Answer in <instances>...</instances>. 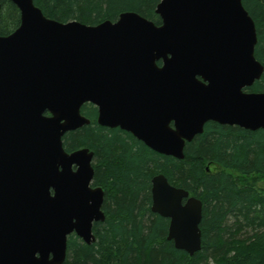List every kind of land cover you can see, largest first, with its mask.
I'll return each instance as SVG.
<instances>
[{"label": "water", "instance_id": "obj_1", "mask_svg": "<svg viewBox=\"0 0 264 264\" xmlns=\"http://www.w3.org/2000/svg\"><path fill=\"white\" fill-rule=\"evenodd\" d=\"M9 2L20 24L0 36V264H63L69 236L95 242L105 214L104 191L91 187L93 152L63 147L89 124L84 105L99 126L177 160L208 122L264 129V92H246L264 68L241 0H161L160 25L124 12L95 26ZM150 193L151 212L169 221L167 240L193 256L202 203L163 175Z\"/></svg>", "mask_w": 264, "mask_h": 264}, {"label": "trees", "instance_id": "obj_2", "mask_svg": "<svg viewBox=\"0 0 264 264\" xmlns=\"http://www.w3.org/2000/svg\"><path fill=\"white\" fill-rule=\"evenodd\" d=\"M52 20L95 26L134 12L160 25L161 0H32ZM257 36L255 59L264 68V0H241ZM0 36L20 24L17 8L0 0ZM159 65V63H158ZM249 93L264 92V70ZM85 125L63 138L67 153L93 152L92 187L104 191L103 223L93 227L95 242L67 240L63 264H264V129L247 131L208 122L177 160L147 148L118 128L96 123L97 109L86 104ZM163 175L202 203L201 248L193 256L167 241L169 221L151 212V179Z\"/></svg>", "mask_w": 264, "mask_h": 264}, {"label": "flooded vegetation", "instance_id": "obj_3", "mask_svg": "<svg viewBox=\"0 0 264 264\" xmlns=\"http://www.w3.org/2000/svg\"><path fill=\"white\" fill-rule=\"evenodd\" d=\"M96 119H97V118H96ZM72 169H73V170H75V168H74V167H73ZM93 170H94V169H93ZM93 175H94V174H93ZM92 180H93V179H92ZM91 187H92V183H91Z\"/></svg>", "mask_w": 264, "mask_h": 264}, {"label": "bare ground", "instance_id": "obj_4", "mask_svg": "<svg viewBox=\"0 0 264 264\" xmlns=\"http://www.w3.org/2000/svg\"><path fill=\"white\" fill-rule=\"evenodd\" d=\"M166 240H167V238H166ZM168 241V240H167ZM175 248V247H174ZM180 251H182V250H180ZM184 252V251H183ZM186 253V252H185ZM187 254V253H186Z\"/></svg>", "mask_w": 264, "mask_h": 264}]
</instances>
